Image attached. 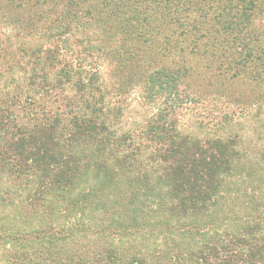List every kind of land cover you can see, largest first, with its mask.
I'll return each mask as SVG.
<instances>
[{
    "label": "trees",
    "instance_id": "1",
    "mask_svg": "<svg viewBox=\"0 0 264 264\" xmlns=\"http://www.w3.org/2000/svg\"><path fill=\"white\" fill-rule=\"evenodd\" d=\"M0 264H264V0H0Z\"/></svg>",
    "mask_w": 264,
    "mask_h": 264
},
{
    "label": "rangeland",
    "instance_id": "2",
    "mask_svg": "<svg viewBox=\"0 0 264 264\" xmlns=\"http://www.w3.org/2000/svg\"><path fill=\"white\" fill-rule=\"evenodd\" d=\"M191 89L193 91H190ZM191 89L185 88V84H182L176 96H171L165 101L164 99L160 100L156 107H158V113H161L165 122H175L179 129L192 130L194 131L193 134L203 137L207 133L213 132L216 127H220L218 122L221 112H233L235 119L232 124L235 127L233 129L235 132L246 133L248 130L256 129V125L251 122L253 112L251 111L249 116L250 111L248 110V113H246L243 110L245 105L240 101L225 94L214 93L213 90H209L204 85L194 86ZM133 111L135 112L129 114L128 123L134 119L141 122L148 110L141 105H134ZM153 111H156V108ZM262 131H259V133L261 134Z\"/></svg>",
    "mask_w": 264,
    "mask_h": 264
}]
</instances>
